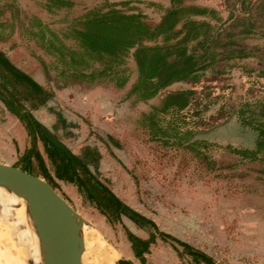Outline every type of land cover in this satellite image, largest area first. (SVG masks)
Here are the masks:
<instances>
[{"label":"rangeland","instance_id":"374dc122","mask_svg":"<svg viewBox=\"0 0 264 264\" xmlns=\"http://www.w3.org/2000/svg\"><path fill=\"white\" fill-rule=\"evenodd\" d=\"M68 1L72 4L70 8L57 9L52 13L45 10L44 0H16V4L24 16L35 17L58 38L74 19L92 8L105 9L116 4L125 12H139L149 23H156L161 10L168 6V0ZM184 2L213 8L223 19L228 11L237 13L239 10L236 3L225 5V0ZM255 17L263 18L260 13ZM246 44L259 48L256 57L235 61L234 67H225L222 75L211 76L208 72L198 85L174 83L165 90L169 93L194 89L200 98L208 95L202 103L214 102L204 114L206 124L202 130L209 128L198 133V138L240 147H251L254 143L255 134L241 127L234 117L223 123L225 115L216 116L220 109L229 111L243 102L264 97V40L252 36ZM0 51L18 70L52 90L53 97L32 111V116L73 156H80L86 147L96 151L97 169L93 171L90 165L88 169L95 172L96 178L123 204L151 220L158 232L201 250L216 264H264V175L260 176L255 168L243 169L241 166L232 171L222 168L208 173L189 153L150 141L146 131L140 127L139 116L155 105L160 96L146 103L127 98L134 73L119 90L100 86L90 90L75 86L55 89L44 79L36 59L39 57L48 62L50 57L28 35L14 33L7 42L0 43ZM127 65L134 68L131 60ZM259 70H263L262 74L258 73ZM207 86L211 89H204ZM22 131L19 122L1 108L0 161L13 162L15 167H24L26 172L38 174L34 160L30 158L25 166L19 161L21 154H17V145L31 147L26 133L22 139L19 138ZM36 149L48 166L39 140H36ZM221 153L218 150L212 156L220 160ZM223 160L227 162L228 157L224 156ZM259 176L262 180L258 179ZM52 187L85 221V226L92 229L97 244H94V249H88L84 243L86 254L106 264L102 259V247L130 264H141L132 255L125 230L145 239L152 229H138L123 216L119 223L111 224L72 184L59 181ZM1 208L6 223H16L15 210L11 206ZM15 225L16 232H21L22 237L25 233L23 223ZM177 252L181 253L180 246L170 240L162 241L155 235L148 253L143 255L144 264H192L188 257Z\"/></svg>","mask_w":264,"mask_h":264},{"label":"trees","instance_id":"16d2710c","mask_svg":"<svg viewBox=\"0 0 264 264\" xmlns=\"http://www.w3.org/2000/svg\"><path fill=\"white\" fill-rule=\"evenodd\" d=\"M229 2L236 3L239 10L237 13L228 11L223 19L213 8L186 4L184 0H168V6L161 10L156 23H149L139 12H125L117 8L118 5L110 4L105 9L86 11L60 32L58 38L35 17L24 16L16 0H0V43L7 42L16 32L20 36L28 35L50 57L48 62L36 59L44 79L55 89L75 86L90 90L100 86L119 90L134 73L127 98L146 103L160 96L155 105L139 116L140 127L150 141L189 153L208 173L222 168L232 171L241 166L255 168L263 176L264 97L243 102L229 111L220 109L216 114L225 115L223 123L234 117L241 127L255 134L251 147H240L197 137L209 128L202 130L206 124L204 114L214 103L209 100L202 103L208 95L200 98L194 89L165 93L174 83L198 85L208 72L211 76L222 75L225 67H234L235 61L256 57L259 48L247 45L246 40L252 36L264 40V0H225V5ZM71 6L68 0H44L49 13ZM256 13L263 18L257 19ZM128 60L133 69L128 67ZM261 71L258 73L262 74ZM52 97L50 88H44L18 70L0 51V109L12 115L29 138L31 147L24 149L19 161L25 166L30 158L34 160L39 173L33 175L40 176L51 189L54 179L72 184L111 224L119 223L123 216L138 229H152L145 239L125 230L132 255L141 264L145 263L143 255L148 253L155 235L180 246L181 253H177L188 257L192 264H216L201 250L158 232L151 220L117 199L96 178L95 172L88 169L89 165L93 171L97 169L96 151L86 147L80 156L69 153L68 158L55 152L42 135L43 127L31 114ZM36 140L42 145L48 166L36 149ZM218 150L222 152L220 160L212 156ZM224 156L228 157L227 162ZM20 169L25 171L24 167ZM260 176L258 179L262 180Z\"/></svg>","mask_w":264,"mask_h":264},{"label":"water","instance_id":"95a60500","mask_svg":"<svg viewBox=\"0 0 264 264\" xmlns=\"http://www.w3.org/2000/svg\"><path fill=\"white\" fill-rule=\"evenodd\" d=\"M41 131L55 152L68 158L65 146L45 128ZM0 189L20 200L21 222L25 232L28 229L36 237L40 264H82L79 256L84 250L83 238L74 235L70 225L79 228L86 223L45 181L0 161ZM5 206H11L15 213L21 208L16 204ZM109 263L129 264L119 257Z\"/></svg>","mask_w":264,"mask_h":264},{"label":"bare ground","instance_id":"6f19581e","mask_svg":"<svg viewBox=\"0 0 264 264\" xmlns=\"http://www.w3.org/2000/svg\"><path fill=\"white\" fill-rule=\"evenodd\" d=\"M6 204L19 205L21 208L17 209L15 213L16 223L22 221V205L19 199L13 197L10 194H4L0 189V206L3 207ZM0 207V264H40L37 240L32 231L26 230L25 233L16 232V223H6L4 210ZM74 235L81 236L83 242L87 245L88 249H94V235L92 229L85 225L77 228L76 225H70ZM16 232V233H15ZM18 233V234H17ZM97 247V246H96ZM102 259L104 263L110 264L111 260L116 257L115 252H106L104 248L100 247ZM82 264H102L99 259L94 258L83 252L79 256Z\"/></svg>","mask_w":264,"mask_h":264},{"label":"crops","instance_id":"0c3cea01","mask_svg":"<svg viewBox=\"0 0 264 264\" xmlns=\"http://www.w3.org/2000/svg\"><path fill=\"white\" fill-rule=\"evenodd\" d=\"M18 136H19V138H23L24 136H25V132H20L19 134H18ZM60 142V141H59ZM61 143V142H60ZM24 149H25V146H23L22 145V147H20L19 145H17V154H18V156L20 155V154H22L23 153V151H24ZM15 161H16V159H15ZM2 162V161H1ZM5 163V162H4ZM5 164H8V165H11V166H13V162L12 163H5ZM46 165V164H45ZM47 166V165H46ZM54 182H59V181H57V180H55L54 179ZM61 182V181H60Z\"/></svg>","mask_w":264,"mask_h":264}]
</instances>
